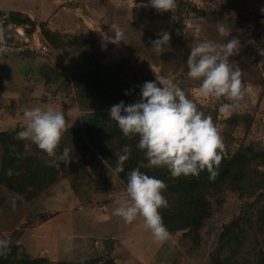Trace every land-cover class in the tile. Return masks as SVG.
<instances>
[{
  "label": "rangeland",
  "instance_id": "obj_1",
  "mask_svg": "<svg viewBox=\"0 0 264 264\" xmlns=\"http://www.w3.org/2000/svg\"><path fill=\"white\" fill-rule=\"evenodd\" d=\"M234 4L175 0L171 10L158 11L148 0H74L65 18L70 26L60 34V48H53L39 33L45 51L37 45L38 28L27 35L28 26L11 25L10 43H0L7 46L0 52V132L20 131L23 111L34 106L64 112L66 131L80 128L88 111L77 102L71 76L98 63L103 70L113 69L120 82L151 81L156 75L169 78L200 112L211 117L223 145L218 151L224 155L249 146L263 151L264 23L256 17L264 16V0H234ZM183 5L191 7V12ZM194 10L206 12L210 18L201 21ZM229 19H233L231 24ZM218 23L226 27L229 37L218 34ZM2 24L0 21V37L4 36ZM117 28L124 41L102 49L101 34L111 35V29ZM165 31L170 42L158 54L151 47L152 38ZM258 32L259 39L255 36ZM232 38L239 39L240 47L229 62L240 69L245 95L240 107L220 113L219 106L227 102L223 97H203L198 91L200 81L188 78L183 71L175 72L174 55L180 47L175 42L194 46L203 40L222 44ZM143 40L149 48L139 52L134 44ZM233 115L252 118L250 129L246 130L243 119L238 126L229 125L227 120ZM66 131L57 153L68 146L75 159L67 166L57 161L58 178L41 194L26 199L0 180V239L9 241L0 258H11L16 264L23 259L42 264H112L114 260L119 264H216L217 260L220 264H264V213L250 208L256 198H244L223 188L210 196L212 214L197 232L198 237L186 231L169 232L167 240L158 242L144 228L142 218L125 223L113 215L118 202L128 199L126 183L113 172L112 165L88 150L85 139ZM29 149L36 156L47 157L37 147ZM162 194L168 204L166 191ZM16 245L20 248L10 255Z\"/></svg>",
  "mask_w": 264,
  "mask_h": 264
},
{
  "label": "clouds",
  "instance_id": "obj_2",
  "mask_svg": "<svg viewBox=\"0 0 264 264\" xmlns=\"http://www.w3.org/2000/svg\"><path fill=\"white\" fill-rule=\"evenodd\" d=\"M175 0H148V4L158 11H168ZM264 13V8H261ZM112 34H101V47L107 44L118 45L123 38L120 29H111ZM220 36L229 37V32L222 23L217 24ZM170 34L162 32L153 40L152 48L158 53L168 45ZM238 38L227 39L217 44L213 40H203L194 44L187 57V77L200 81L199 93L203 97H223L226 103L219 106L220 113L233 111L241 106L245 95L242 88L239 67H233L229 59L238 53ZM6 49L0 48V52ZM139 99L126 104L123 100L113 104L108 110V117L116 122L125 137L138 136L137 148L142 150L147 159V166L165 167L171 177L181 175H199L209 172V180H214L220 155L218 149L223 145L211 117L200 112L187 97L185 91L165 76H155L154 80L139 85ZM125 91V95H129ZM23 128L14 137L25 141V148L30 144L49 158L45 161L54 166L57 161L66 166L75 159L73 150L65 146L58 154L62 134L66 131L64 112L52 107L34 106L23 111ZM129 148L125 145L122 154L117 155L113 172L124 171V162L128 159ZM9 174H11L9 172ZM165 183L153 176L133 169L127 173L126 192L128 199L118 202L113 215L121 217L125 223H132L138 217L143 219V226L150 231L154 240L163 242L169 238V232L163 223L159 209L167 206L162 194ZM15 209V202L12 203ZM9 241L0 239V255L8 250ZM65 251H70L65 248Z\"/></svg>",
  "mask_w": 264,
  "mask_h": 264
},
{
  "label": "trees",
  "instance_id": "obj_3",
  "mask_svg": "<svg viewBox=\"0 0 264 264\" xmlns=\"http://www.w3.org/2000/svg\"><path fill=\"white\" fill-rule=\"evenodd\" d=\"M223 1L235 7L234 0ZM183 9L188 13L191 12V7L187 5H183ZM194 13L201 21H207L210 18L206 12L194 10ZM245 18L246 14L242 12L241 20ZM256 19L264 23L263 15ZM0 21L3 23L6 44L10 43V37H8L10 26L16 25L28 26L25 29L27 35L34 33L39 26L47 43L55 49L62 46L59 33L50 31L45 24H37L25 14L0 10ZM229 21L231 24L233 19H229ZM260 34L261 32H258L255 36L259 39ZM155 39L153 37L152 41ZM262 40L264 42V35ZM175 43L178 47L180 45L177 55H174L177 60L175 72L183 71L187 76L186 62L192 46L179 41ZM134 45L139 52L149 48L145 40ZM113 72L110 67L103 70L98 63H95L93 68L71 76L70 81L77 102L80 107L88 111V114L83 117L80 128L70 129L65 134L72 133L75 137L85 139L88 150H93V154L102 157L114 168L117 163V155L122 154L123 147L127 145L129 148L128 159L124 162V171L118 176L126 183L127 173L133 169H139L165 183L166 187L163 190L169 196V201L167 206L160 211V215L168 232L186 231L189 234H194L195 238L198 237L197 232L212 214L210 196L220 192L223 188H230L244 198H256L250 208H258V213H264V150L257 151L250 146L240 147L228 156L217 150L221 159L219 165L214 166L216 172L214 180H209L207 170L201 171L199 175H181L173 178L165 167H148L143 151L136 146L138 136L125 137L116 122L108 117V110L113 104L119 103L121 100L126 104L136 102L139 99L138 86L144 82L139 80L120 82L114 78ZM125 91H129L130 94L125 95ZM242 119L246 130H249L252 118L233 115L228 118L227 122L235 127L241 123ZM17 132L18 130L0 132L3 143L0 180L16 194L29 199L38 196L56 182L59 169L56 168V164L50 166L45 163L49 159L48 157L42 158L31 153L29 148L30 146L36 148L34 144L25 148V141L14 138ZM58 164L61 165L62 162H58ZM19 248L20 245L13 246L10 255H15ZM20 263L42 264L38 260L31 259H23ZM0 264L16 263H13L11 258H0ZM216 264H220V262L217 260Z\"/></svg>",
  "mask_w": 264,
  "mask_h": 264
},
{
  "label": "crops",
  "instance_id": "obj_4",
  "mask_svg": "<svg viewBox=\"0 0 264 264\" xmlns=\"http://www.w3.org/2000/svg\"><path fill=\"white\" fill-rule=\"evenodd\" d=\"M72 1L74 0H0V10L25 14L37 24H45L50 31L61 34L65 28L70 26L65 18L66 14L70 13ZM37 28L39 30L35 33L38 37L37 45L45 46L39 36L41 29L39 26ZM22 35H25L24 30ZM1 42L5 44L3 35L0 37ZM1 48L5 49L7 46L1 45ZM0 64L1 68L3 61L0 60ZM113 264H119V262L114 260Z\"/></svg>",
  "mask_w": 264,
  "mask_h": 264
},
{
  "label": "built area",
  "instance_id": "obj_5",
  "mask_svg": "<svg viewBox=\"0 0 264 264\" xmlns=\"http://www.w3.org/2000/svg\"><path fill=\"white\" fill-rule=\"evenodd\" d=\"M40 49L43 50V51H45V50L47 49V47L41 45V46H40Z\"/></svg>",
  "mask_w": 264,
  "mask_h": 264
},
{
  "label": "bare ground",
  "instance_id": "obj_6",
  "mask_svg": "<svg viewBox=\"0 0 264 264\" xmlns=\"http://www.w3.org/2000/svg\"><path fill=\"white\" fill-rule=\"evenodd\" d=\"M19 32H20L21 34H23V32H22V30H21V29H19Z\"/></svg>",
  "mask_w": 264,
  "mask_h": 264
},
{
  "label": "water",
  "instance_id": "obj_7",
  "mask_svg": "<svg viewBox=\"0 0 264 264\" xmlns=\"http://www.w3.org/2000/svg\"><path fill=\"white\" fill-rule=\"evenodd\" d=\"M111 247H112L111 244H109L108 248L110 249Z\"/></svg>",
  "mask_w": 264,
  "mask_h": 264
}]
</instances>
